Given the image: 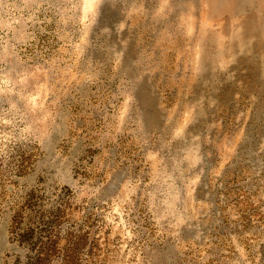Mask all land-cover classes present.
<instances>
[{"label":"rangeland","instance_id":"1","mask_svg":"<svg viewBox=\"0 0 264 264\" xmlns=\"http://www.w3.org/2000/svg\"><path fill=\"white\" fill-rule=\"evenodd\" d=\"M173 1L0 0V264H264V58Z\"/></svg>","mask_w":264,"mask_h":264},{"label":"bare ground","instance_id":"2","mask_svg":"<svg viewBox=\"0 0 264 264\" xmlns=\"http://www.w3.org/2000/svg\"><path fill=\"white\" fill-rule=\"evenodd\" d=\"M210 8V16H227L230 18L229 22H225L223 25V30L226 34L230 33V38L232 40L234 37H237L240 33L246 38L249 39V42L246 40H239V43L234 45H239L242 49L245 47V52L247 56L257 57L261 56L264 58V0H208ZM173 18L182 20L183 16H177L176 12L179 9H188L190 7V0H174L173 1ZM174 31L177 29L174 27ZM242 31V32H241ZM153 35V34H152ZM218 31H206L204 36L203 45L205 48L202 50L203 61L200 66L201 70L204 73H211L213 67L211 66V60L215 59V52L217 50L225 51L226 41L218 39ZM256 39L255 43L253 41ZM194 41L193 36H186L184 42L187 44H192ZM249 45H253L252 48ZM222 47V48H221ZM227 51V50H226ZM189 55L192 56L193 49L192 47L188 49ZM232 54L236 55L238 49L233 48ZM258 59V57H257ZM264 60V59H263ZM197 65V64H196ZM255 70H259V65H253ZM191 70V65H185L184 70ZM212 88L213 85H209ZM145 87V86H144ZM146 89V88H145ZM146 91V90H145ZM145 93L137 94V104L140 106L142 111V116L140 118L145 123L146 127L150 130L159 128L164 123V118L161 119L160 111L158 107L148 106L147 100L149 99ZM152 94V93H150ZM152 96V95H151ZM154 101V100H153ZM152 104V103H151ZM137 114V113H136ZM197 123V122H196ZM161 128V129H162ZM147 129V128H146ZM164 130H167L164 128ZM166 132V131H165ZM163 133V132H161ZM164 135V134H163ZM164 137V136H163Z\"/></svg>","mask_w":264,"mask_h":264}]
</instances>
